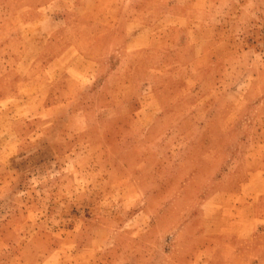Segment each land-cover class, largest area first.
Returning a JSON list of instances; mask_svg holds the SVG:
<instances>
[{
	"label": "rangeland",
	"instance_id": "obj_1",
	"mask_svg": "<svg viewBox=\"0 0 264 264\" xmlns=\"http://www.w3.org/2000/svg\"><path fill=\"white\" fill-rule=\"evenodd\" d=\"M263 26L264 0H0V264H177L205 141L264 152Z\"/></svg>",
	"mask_w": 264,
	"mask_h": 264
},
{
	"label": "crops",
	"instance_id": "obj_2",
	"mask_svg": "<svg viewBox=\"0 0 264 264\" xmlns=\"http://www.w3.org/2000/svg\"><path fill=\"white\" fill-rule=\"evenodd\" d=\"M105 30L110 37L116 32ZM138 38L141 42L133 43ZM122 42L121 49L144 46L142 27ZM246 142L243 149H228L217 135L203 144L216 185L200 189V203L190 206L191 215L176 234L177 264H264V152L256 153L249 138Z\"/></svg>",
	"mask_w": 264,
	"mask_h": 264
},
{
	"label": "built area",
	"instance_id": "obj_3",
	"mask_svg": "<svg viewBox=\"0 0 264 264\" xmlns=\"http://www.w3.org/2000/svg\"><path fill=\"white\" fill-rule=\"evenodd\" d=\"M262 36H263V39H264V26L262 27ZM263 44H264V40H263Z\"/></svg>",
	"mask_w": 264,
	"mask_h": 264
}]
</instances>
